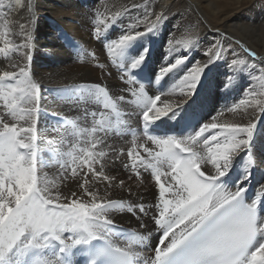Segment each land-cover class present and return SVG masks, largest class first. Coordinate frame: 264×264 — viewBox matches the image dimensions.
Here are the masks:
<instances>
[{
  "label": "snow or ice",
  "instance_id": "6c2138e0",
  "mask_svg": "<svg viewBox=\"0 0 264 264\" xmlns=\"http://www.w3.org/2000/svg\"><path fill=\"white\" fill-rule=\"evenodd\" d=\"M16 6L29 13L27 25L20 23L17 33H0V54L18 57L11 65L13 70L0 73V264H81L75 259L77 256L83 258V264H264V183L255 198L248 200L247 188L242 186L251 174L248 166L235 185L229 186L223 180L234 158L250 151L255 124L250 120L218 124L213 117L212 122L204 123L193 134L160 139L146 130L173 109L168 105L157 108L159 95L154 99L143 97L139 102L143 105L144 135L159 150L153 154V149L136 145L125 153L109 142L113 136H124L129 131L118 111V103L124 97L113 99L96 85L88 92L97 102L102 101V108L84 110L80 119L85 126L69 132L63 121L57 120L42 129L41 85L34 79L29 54L34 39L33 0H15V4L0 0V13L7 16ZM163 19V14L157 16L147 32L156 30ZM100 31L96 27L97 37ZM145 34H123L108 45V51L121 57L123 67L135 70L143 63L147 49L127 64L125 52ZM236 44L247 56L264 63L254 50L239 40ZM222 53L219 46L212 51L217 58ZM184 59L162 66L156 80ZM231 66L242 71L247 65L245 60L233 58ZM202 72L203 68L197 65L184 77L185 96L194 94ZM253 103L264 113V102ZM210 130L216 131L205 136ZM49 132L53 135L48 136ZM135 140L133 133V143ZM140 147L147 157L137 150ZM125 154L128 161L122 159ZM251 164L249 157L247 165ZM117 166L130 173L129 179L139 178L141 170L150 171L156 187L153 201H145L142 196L134 203L104 199L91 190L97 181L125 188L124 179L108 174ZM45 169L51 171L52 180ZM69 181L75 182L90 201L83 202L76 191H71V199L61 193L60 185ZM124 212L148 217L160 233L158 242L148 243L150 231L147 235L134 231L128 234L126 243H118L123 230L117 227L113 216ZM140 227L146 225L141 222Z\"/></svg>",
  "mask_w": 264,
  "mask_h": 264
},
{
  "label": "bare ground",
  "instance_id": "6f19581e",
  "mask_svg": "<svg viewBox=\"0 0 264 264\" xmlns=\"http://www.w3.org/2000/svg\"><path fill=\"white\" fill-rule=\"evenodd\" d=\"M4 2L7 4L8 0ZM12 3L15 4V0ZM33 4L34 39L29 54L34 79L41 85L39 127L43 129L57 120L63 121V127L69 132L85 126L80 119L84 110L91 112L102 108V101L97 102L88 92L96 85L108 91L113 99L124 97L118 103V111L120 120L129 131L124 136H113L109 142L116 148L124 149L125 153L136 145L153 149V154L159 150L139 131L143 111L139 101L143 97L154 99L159 95L156 107L163 109L168 105L173 109L152 122L165 129L166 134L160 139L170 135L183 138L193 134L204 123L212 122L213 117L218 124L247 123L250 120L255 124L250 151L246 150L234 158L226 176L232 180V184L228 185H235L248 166L251 174L242 186H252L255 198L260 184L264 183V113L253 102H264V63L247 56L236 41L264 58V0H33ZM177 13L181 15L177 16ZM116 14L119 15L113 21L112 17ZM161 14L164 19L157 24V29L147 32ZM28 18L26 8L19 6L13 7L7 16L0 13V33L19 32V24L27 25ZM96 27L101 30L98 37L95 35ZM130 31L132 34L135 31L146 33L133 41L125 52L124 63L127 64L147 49L143 63L135 70L123 67L121 57L108 51V45L113 40ZM215 46L223 49L219 58L212 55ZM177 58L184 59V62L157 81L161 67L174 63ZM233 58L245 60L247 66L242 71L233 68ZM17 61L18 57L12 53L7 58L2 54L0 73L13 70L11 65ZM197 65L203 68L200 82L192 96H185L184 77ZM123 69L125 72L121 71ZM129 71L146 74L148 81L142 83L135 80L128 74ZM155 83L159 89H156ZM66 87L69 91L62 90ZM90 122L91 116L88 117ZM73 125L76 127L73 128ZM174 132L176 135H173ZM52 135V132L48 133V136ZM137 150L147 157L143 147ZM249 157L252 160L250 166L247 165ZM122 159L128 161L126 154ZM108 168L111 169L112 164ZM45 171L49 172V180H52L51 171ZM141 171L139 178L129 179L130 173L117 166L108 174L124 179L125 188L109 187L107 182L97 181L91 190L104 199L134 203L142 196L145 201L152 202L156 191L155 180L150 171ZM166 179L170 177H162V180ZM71 191H76L85 203L91 199L80 193L73 181L60 185V192L69 199ZM113 218L115 224L131 227L140 234L147 235L150 231V244L154 245L159 237L160 233L148 217L124 212L114 214ZM141 222L146 228L140 227ZM127 240L118 237L117 242L123 244ZM144 251L148 254L147 249Z\"/></svg>",
  "mask_w": 264,
  "mask_h": 264
},
{
  "label": "rangeland",
  "instance_id": "374dc122",
  "mask_svg": "<svg viewBox=\"0 0 264 264\" xmlns=\"http://www.w3.org/2000/svg\"><path fill=\"white\" fill-rule=\"evenodd\" d=\"M1 56H2V54H0V57H1ZM91 56H92V58H93V57H94V54H92Z\"/></svg>",
  "mask_w": 264,
  "mask_h": 264
}]
</instances>
